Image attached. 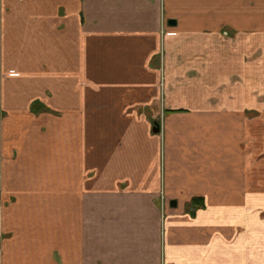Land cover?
Returning <instances> with one entry per match:
<instances>
[{
	"label": "crops",
	"instance_id": "obj_1",
	"mask_svg": "<svg viewBox=\"0 0 264 264\" xmlns=\"http://www.w3.org/2000/svg\"><path fill=\"white\" fill-rule=\"evenodd\" d=\"M0 264H264V0H0Z\"/></svg>",
	"mask_w": 264,
	"mask_h": 264
},
{
	"label": "trees",
	"instance_id": "obj_2",
	"mask_svg": "<svg viewBox=\"0 0 264 264\" xmlns=\"http://www.w3.org/2000/svg\"><path fill=\"white\" fill-rule=\"evenodd\" d=\"M193 205H202V200L200 199V198H195L194 200H193V203H192Z\"/></svg>",
	"mask_w": 264,
	"mask_h": 264
},
{
	"label": "water",
	"instance_id": "obj_3",
	"mask_svg": "<svg viewBox=\"0 0 264 264\" xmlns=\"http://www.w3.org/2000/svg\"><path fill=\"white\" fill-rule=\"evenodd\" d=\"M172 23H175V20H170ZM172 203H174L175 204V202H172Z\"/></svg>",
	"mask_w": 264,
	"mask_h": 264
}]
</instances>
